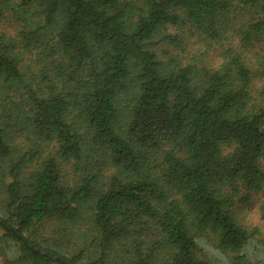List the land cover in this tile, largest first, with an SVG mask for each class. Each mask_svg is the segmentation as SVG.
Segmentation results:
<instances>
[{
  "label": "trees",
  "instance_id": "16d2710c",
  "mask_svg": "<svg viewBox=\"0 0 264 264\" xmlns=\"http://www.w3.org/2000/svg\"><path fill=\"white\" fill-rule=\"evenodd\" d=\"M0 23V264H264L236 207L264 185V0H0Z\"/></svg>",
  "mask_w": 264,
  "mask_h": 264
},
{
  "label": "rangeland",
  "instance_id": "374dc122",
  "mask_svg": "<svg viewBox=\"0 0 264 264\" xmlns=\"http://www.w3.org/2000/svg\"><path fill=\"white\" fill-rule=\"evenodd\" d=\"M0 29L12 31L6 23H0ZM185 39H187L186 51L188 52L183 54L185 57H200L198 61H203L208 66L220 63V49L217 46H209L207 41L190 34H185ZM258 85V87L261 86L260 83ZM260 167L264 171V159L260 161ZM243 197L247 199L237 203V219L247 230H256L255 238L261 241L264 239V219L261 217V208L264 207V185L259 193Z\"/></svg>",
  "mask_w": 264,
  "mask_h": 264
},
{
  "label": "water",
  "instance_id": "95a60500",
  "mask_svg": "<svg viewBox=\"0 0 264 264\" xmlns=\"http://www.w3.org/2000/svg\"><path fill=\"white\" fill-rule=\"evenodd\" d=\"M0 223L2 224V225H4L1 221H0ZM23 243L33 252V253H40V254H44V255H49V254H47V253H42V252H40V250L39 249H36V248H34L33 246H31V245H29V244H27V242H26V240H23ZM63 263L64 264H68L67 262H65V261H63Z\"/></svg>",
  "mask_w": 264,
  "mask_h": 264
}]
</instances>
